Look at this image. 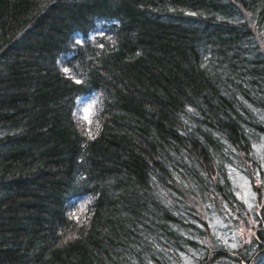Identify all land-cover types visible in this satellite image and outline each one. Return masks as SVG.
<instances>
[{
    "label": "trees",
    "instance_id": "trees-1",
    "mask_svg": "<svg viewBox=\"0 0 264 264\" xmlns=\"http://www.w3.org/2000/svg\"><path fill=\"white\" fill-rule=\"evenodd\" d=\"M263 147L264 0H0V264H264Z\"/></svg>",
    "mask_w": 264,
    "mask_h": 264
},
{
    "label": "rangeland",
    "instance_id": "rangeland-1",
    "mask_svg": "<svg viewBox=\"0 0 264 264\" xmlns=\"http://www.w3.org/2000/svg\"><path fill=\"white\" fill-rule=\"evenodd\" d=\"M94 102L92 100H85L83 102V107L84 111L87 113H90L92 107H93ZM86 114V113H85ZM88 119H90V115L86 114ZM263 152H264V147H263ZM255 157V155H254ZM241 158V159H240ZM240 162L243 161L241 156H238L237 158ZM252 159V158H251ZM243 164V163H241ZM264 164V163H263ZM257 170H254V168H249L251 172L254 174V178L251 179V182L254 180V186L258 185L263 187L262 192L260 189H255L253 190L252 184L251 188L248 187L249 184L246 182V178L242 176L241 174H235L234 181L236 182L238 191L240 193V199L244 202V204H247L253 199V200H258V202H264V165H260V163L257 161ZM241 173V172H240ZM261 174V175H260ZM260 175V176H258ZM258 191V193H256ZM257 194H260L257 196ZM251 219V220H250ZM247 224H240L239 228V234L237 235L238 237H241V242L242 240H247L250 235L254 232L253 229L250 228L251 223L254 221L253 217L249 216L248 218L245 217V220H243ZM255 224V223H254ZM236 225V224H235ZM253 226V224H252ZM234 225H231V228H233ZM223 234L225 236H228L226 229L224 230ZM209 240V238H208Z\"/></svg>",
    "mask_w": 264,
    "mask_h": 264
}]
</instances>
